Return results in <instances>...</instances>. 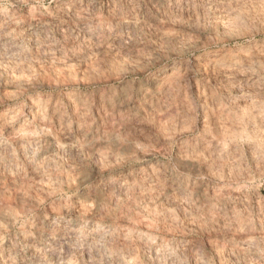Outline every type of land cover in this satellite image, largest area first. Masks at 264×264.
Listing matches in <instances>:
<instances>
[{"label":"clouds","instance_id":"clouds-1","mask_svg":"<svg viewBox=\"0 0 264 264\" xmlns=\"http://www.w3.org/2000/svg\"><path fill=\"white\" fill-rule=\"evenodd\" d=\"M0 264H264V0H0Z\"/></svg>","mask_w":264,"mask_h":264}]
</instances>
